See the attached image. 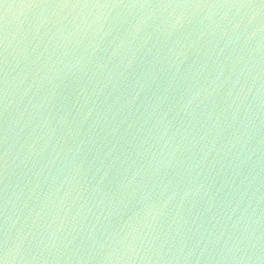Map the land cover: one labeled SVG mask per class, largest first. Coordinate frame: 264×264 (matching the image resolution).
I'll return each instance as SVG.
<instances>
[{
	"label": "water",
	"instance_id": "water-1",
	"mask_svg": "<svg viewBox=\"0 0 264 264\" xmlns=\"http://www.w3.org/2000/svg\"><path fill=\"white\" fill-rule=\"evenodd\" d=\"M0 264H264V0H0Z\"/></svg>",
	"mask_w": 264,
	"mask_h": 264
}]
</instances>
